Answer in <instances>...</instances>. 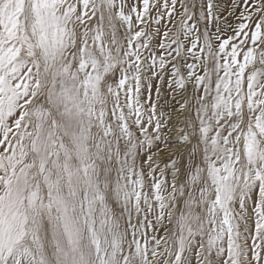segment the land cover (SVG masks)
<instances>
[{
	"label": "snow or ice",
	"instance_id": "6c2138e0",
	"mask_svg": "<svg viewBox=\"0 0 264 264\" xmlns=\"http://www.w3.org/2000/svg\"><path fill=\"white\" fill-rule=\"evenodd\" d=\"M0 264H264V0H0Z\"/></svg>",
	"mask_w": 264,
	"mask_h": 264
}]
</instances>
